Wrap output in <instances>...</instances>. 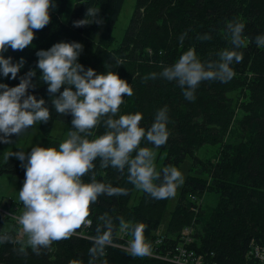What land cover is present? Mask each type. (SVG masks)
Returning <instances> with one entry per match:
<instances>
[{"label":"trees","instance_id":"obj_1","mask_svg":"<svg viewBox=\"0 0 264 264\" xmlns=\"http://www.w3.org/2000/svg\"><path fill=\"white\" fill-rule=\"evenodd\" d=\"M68 2L60 0L59 9L51 11L50 23L35 32L31 45L22 51L9 48L6 56L13 62L21 57L25 60L16 79L10 74L7 77L9 86L17 85L29 69L36 70L34 87L28 92L37 99L42 97L51 114L47 123L40 124L44 146L58 148L60 141L50 135V128L54 121L71 117L56 112L53 96L37 68L36 52L60 41L83 44L78 60L85 69L91 67L98 74L114 70L129 82L133 95L124 97L119 114L141 112V126L147 129L156 112L167 106L170 135L160 147L166 151L161 168L180 167L187 155L193 157L205 144L220 146L212 158H195L198 169L185 178L165 232L158 234L157 230L169 199L154 200L142 192L138 202L130 206L135 188L127 182V170L121 174L111 167L100 168L97 160V180L127 188L128 195L99 196L91 206V227L78 230V235L70 239L53 242L51 250L42 249L40 255L30 248L26 256L18 253L19 244H0V264H87L96 226L105 214L113 220L115 243L121 241L116 234L125 224L129 232L133 225H147L142 235L150 242L155 243L163 235V240L153 245V253L160 257L134 258L127 249L112 245L106 249L109 264H177L164 257L170 258L176 245L182 243L187 226L193 227L192 241L187 246L206 261L258 264L257 258L248 254L253 246L264 248V47L255 43V37L264 34V0H136L124 38L116 47L112 30L125 0H75L70 18L63 20ZM88 7L98 9L104 23L75 27L74 21L84 19ZM234 19L245 24L246 45L239 49L243 61L232 65L235 76L230 82L204 81L196 90L195 101L189 102L176 82L162 78L143 81L146 74L159 73L162 65L173 64L189 47H194L202 60L218 59L219 51L231 47L226 25ZM185 33L181 44L180 37ZM205 33L212 38L197 39ZM117 61L121 65L106 69L105 65L115 66ZM104 131L101 124L95 134ZM16 137L13 135L11 141ZM143 146L146 141L141 142ZM7 172L25 177L14 158L1 164L0 175ZM90 178L91 174L83 180L89 182ZM8 218L0 216V235L23 239L18 222L10 229L4 228Z\"/></svg>","mask_w":264,"mask_h":264},{"label":"clouds","instance_id":"obj_2","mask_svg":"<svg viewBox=\"0 0 264 264\" xmlns=\"http://www.w3.org/2000/svg\"><path fill=\"white\" fill-rule=\"evenodd\" d=\"M55 7V0H0V75L17 78L24 58L13 62L12 57L3 53L8 48L22 51L31 45L35 32L50 23ZM98 13V9L88 7L85 18L74 21V26L102 25L104 21ZM244 28L239 19L227 23L231 47L219 51L218 59L202 60L195 48L189 47L173 64L162 65L159 73L146 74L143 81L162 78L176 82L184 98L194 102L202 82L228 83L234 78L233 63L243 61L239 49L246 45ZM186 35H181V44ZM211 38L207 33L197 36L198 40ZM255 43L264 47V34L257 35ZM83 47L80 42L60 41L36 52L37 68L53 96L55 110L59 115H71L72 130L58 148L37 144L27 154L24 151L9 154L15 155L25 168L24 183L19 190L24 211L17 221L27 239L16 240L4 233L0 235V244H19L17 251L25 256L28 248L40 255L42 249L51 250L53 242L70 239L78 235V230L91 227V206L99 196L128 195L127 188L97 180V160L100 168L111 167L121 174L127 170V182L154 200L174 198L185 182L178 167L167 165L158 171L156 166L155 149L165 145L170 135L167 106L156 112L147 129L141 126V112L119 114L124 97L133 95L132 87L114 70L98 74L91 67L85 69L78 60ZM119 65L117 61L115 66L105 67L112 69ZM35 76L36 70L29 69L15 86L0 82V142L11 143L13 135L19 137L35 124L47 123L51 118L45 100L28 92L34 87ZM58 92L59 96H55ZM101 124L105 131L96 135L95 129ZM142 141H146V146L141 147ZM89 174L91 178L85 182L83 177ZM100 219L102 223L96 226L87 264H109L106 249L112 246L114 223L107 214ZM146 227L145 224L130 227L128 254L134 258L153 255L152 243L142 235Z\"/></svg>","mask_w":264,"mask_h":264},{"label":"rangeland","instance_id":"obj_3","mask_svg":"<svg viewBox=\"0 0 264 264\" xmlns=\"http://www.w3.org/2000/svg\"><path fill=\"white\" fill-rule=\"evenodd\" d=\"M135 2L136 0H125V2H123L122 4V10L119 16H117L118 19L115 28H113L112 30L113 35L115 37V41H113V47L119 45V42H121L124 38V34L126 31L125 29L128 27L131 15H133L135 10ZM55 4L56 7L54 8V10L57 11L59 9L58 5L60 4V0H55ZM73 4H75V0H69L67 5H65V8L62 12L63 20H67L68 18H70ZM8 51L9 48L6 52L3 53L5 57L7 56ZM6 79L7 77H3L2 75H0V82L6 83ZM71 119L72 117H70L69 120L63 122L59 120L54 121L50 128V135L57 137L60 143L63 142V140L67 138L68 131L72 130ZM40 124L41 123L35 124L31 129H28L19 137L12 139L11 143H0V166L4 162L8 161V159H17L15 155L9 156V154L11 153L24 151L27 154L31 152L32 147L36 146L37 144L41 146L45 145L43 136H41L40 134ZM219 146L220 144H205L203 147L201 146L196 151L193 157L187 155L185 161L181 163L180 167H178L182 171L184 177L186 178L188 174L193 175V173H195V171L198 169V163H195L196 157L202 158L204 160L206 158H212L214 157L215 153L218 152ZM155 151L157 152L156 166L158 170L163 165L166 151H163V149L160 148L155 149ZM17 163L19 164V168L21 169L22 173L25 174V168L23 167L19 159H17ZM24 179L25 177L23 176H18L17 174H10L9 172L0 175V209L4 210L0 212V216H9L4 225L5 229H10L14 223L18 222L17 217L21 215L24 211L23 204L19 200V190L23 186ZM181 187L177 189L176 196L174 198L169 199L164 218L161 220L162 222L157 230L158 234L163 233L167 230V226L169 223L168 220L170 219L171 212L174 209L173 207L176 205L177 200L179 198L178 194L181 191ZM141 194L142 191L135 189L134 193L131 195L129 205L131 206L137 203ZM203 204L206 205V203ZM6 205H8L9 207L7 210L5 209ZM26 239L27 237L24 236L23 240Z\"/></svg>","mask_w":264,"mask_h":264},{"label":"built area","instance_id":"obj_4","mask_svg":"<svg viewBox=\"0 0 264 264\" xmlns=\"http://www.w3.org/2000/svg\"><path fill=\"white\" fill-rule=\"evenodd\" d=\"M192 231H193L192 226L185 227L182 232V243L176 245L175 250L172 253L170 258H167V257H164V258L168 259V261L170 262L172 261L177 264H214L212 262L206 261V259L203 258L202 255L196 254L193 251V249L187 246V244L192 241ZM129 234L130 232L128 230V225L127 224L122 225L118 233L116 234V236H118L121 239V241H119V243L117 242L115 243V241H112V245H115L116 247L125 248L128 250L130 243H131V239H132L131 235ZM161 240H163L162 234L161 236L158 237L155 243L154 241L151 243L152 245H156ZM248 255L255 256L258 260V264H264V248L263 247L260 248L257 245L253 246V248L251 247L250 254ZM152 256L160 257L159 255L156 256L154 253Z\"/></svg>","mask_w":264,"mask_h":264},{"label":"crops","instance_id":"obj_5","mask_svg":"<svg viewBox=\"0 0 264 264\" xmlns=\"http://www.w3.org/2000/svg\"><path fill=\"white\" fill-rule=\"evenodd\" d=\"M1 203H2V202H1ZM8 208H9L8 205H6V208H5V209L7 210ZM2 211H4V210H3V209H2V210L0 209V212H2ZM7 214H8V213H7Z\"/></svg>","mask_w":264,"mask_h":264}]
</instances>
